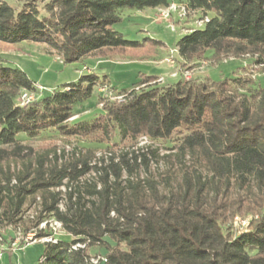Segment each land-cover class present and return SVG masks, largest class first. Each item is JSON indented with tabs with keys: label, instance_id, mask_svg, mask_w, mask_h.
<instances>
[{
	"label": "trees",
	"instance_id": "obj_1",
	"mask_svg": "<svg viewBox=\"0 0 264 264\" xmlns=\"http://www.w3.org/2000/svg\"><path fill=\"white\" fill-rule=\"evenodd\" d=\"M16 1L18 10L0 1V42L45 43L58 51L63 63L87 56L141 60L155 55L163 42L127 40L113 25L120 21L122 9H156L171 2L207 16L212 13L202 27L177 41L175 55L180 59L195 62L210 51L217 59L227 53L251 54L257 56L254 63L264 62V0ZM155 78L146 76L138 83L143 86L118 92L123 100L106 102L103 112L91 120L69 123L74 108L89 99L106 76L87 72L19 106V92L33 91L35 84L24 71L0 60V161L21 156L25 146L20 141L46 131L92 137L117 130L131 140L139 136L162 140L176 133L180 150L215 180L216 192L209 198L202 186H192L187 178L183 188L170 195L153 186L148 195L140 186L131 194H111L104 186L92 207L65 213L54 200L46 210L71 240L43 242L38 264H264V85L254 87L250 75L219 81L180 77L166 85L157 84ZM9 146L10 150L4 148ZM88 169L86 163L72 164L69 170L53 169L44 180L39 166L31 187L16 192L45 190ZM108 169L118 178L116 164ZM107 175L106 170L104 184ZM237 188L242 194L236 199L223 196ZM18 203L0 196V223L18 221L12 208ZM242 211L254 212L256 218L245 230L232 232L227 217ZM94 247L103 252L93 251ZM91 258L99 260L93 263Z\"/></svg>",
	"mask_w": 264,
	"mask_h": 264
},
{
	"label": "rangeland",
	"instance_id": "obj_2",
	"mask_svg": "<svg viewBox=\"0 0 264 264\" xmlns=\"http://www.w3.org/2000/svg\"><path fill=\"white\" fill-rule=\"evenodd\" d=\"M0 1L15 10L20 8L16 0ZM120 13L121 19L113 25L114 29L127 40L147 43V38H150L163 42L155 55L141 60L118 55L87 56L63 63L58 51L45 43L21 41L15 44L0 42V60L9 67L24 71L35 85L43 87L42 94L61 89L87 72L101 78L106 76L104 84L97 87L83 104L74 108L75 114L68 120L69 123L74 120L88 121L98 116L106 102H119L122 95L118 92L143 86L138 83L146 76H155L157 84L166 85L180 77L184 79V72L188 73V80L191 81H219L250 75L255 78L254 87L257 83L264 85V62L254 63L256 55L234 56L227 53L217 59L208 51L205 57L195 62L184 61L176 55L174 64L166 62L168 50L174 48L185 35L183 29L186 26L198 28L192 23L194 16L189 15L181 22L175 19V31H172L166 22L156 20L157 12L152 8H125ZM211 14L208 12V16ZM175 70L179 71L177 77H170L169 74ZM161 77L162 82L158 81ZM19 136L24 135L21 133ZM19 144L25 146L21 156L0 161V196L9 202L19 201L12 207L17 212L18 221L15 224L0 223V264H38L45 238L71 240L61 222L46 210L54 200L58 210L65 213L67 210L92 207L104 186L111 194L119 191L131 194L135 192V187L140 186L148 195L149 187L153 186L158 193L170 195L181 190L187 178L192 186H202L208 198L216 192L214 177L206 168L196 164L189 153L180 150V135L176 133L162 140H150L145 136L131 140L117 130L92 137L64 136L57 131H46L35 138L22 139ZM4 148L10 150V146ZM82 163H86L89 169L75 179L64 177L59 185L31 194L16 192L21 187H31L39 166L44 170L43 178L46 180L53 169L69 170L72 164L80 167ZM114 164L117 165L118 178L108 169V165ZM106 170L107 183L104 184L102 179ZM18 178H21L20 182ZM219 192L221 194L223 188ZM237 194H242L238 188L225 191L223 196L236 199ZM235 216L247 222L255 219L256 213L242 211L229 215L227 226L232 232L244 228ZM92 249L103 252L98 247Z\"/></svg>",
	"mask_w": 264,
	"mask_h": 264
},
{
	"label": "built area",
	"instance_id": "obj_3",
	"mask_svg": "<svg viewBox=\"0 0 264 264\" xmlns=\"http://www.w3.org/2000/svg\"><path fill=\"white\" fill-rule=\"evenodd\" d=\"M155 11L157 12L156 14V20H159L161 22H166L168 27L172 30L175 31V19L176 21L178 20L179 22L186 20L187 17L189 15L194 16V19L192 20V23L196 26V27H201L205 22L208 21V16L206 14H202L201 11L199 10H190L187 8V6L183 3L180 2H171L169 3L167 6L162 7V8H156ZM198 15V16H197ZM187 28L183 29L185 32H189L191 30H193V28L186 26ZM177 49L176 47L171 48L168 50V56L165 58V61L170 63V64H174V55L176 54ZM179 71L175 70L174 72H172L170 75V77L174 78L177 77ZM188 73L184 72V79L188 80ZM158 81H163V78H159ZM43 91V87L41 86H37L35 85V90L33 91H29V90H21L17 96L16 99V103L19 106H25L29 103H31L32 101H34L35 99H37L40 95V93ZM123 100V95L121 96L120 100ZM237 216H235L236 218ZM236 220L239 222L240 224L244 226L242 230H245L249 224V221L245 222V221H241L238 218H236ZM55 224L57 223L56 221L54 222ZM59 223V222H58ZM58 226L60 227V223L58 224ZM58 227V228H59ZM54 228V227H53ZM47 241H55V239L53 237H47L45 238V242ZM76 246H80L79 244H77ZM93 263H97L99 258H91L90 259Z\"/></svg>",
	"mask_w": 264,
	"mask_h": 264
},
{
	"label": "crops",
	"instance_id": "obj_4",
	"mask_svg": "<svg viewBox=\"0 0 264 264\" xmlns=\"http://www.w3.org/2000/svg\"><path fill=\"white\" fill-rule=\"evenodd\" d=\"M155 10V9H154Z\"/></svg>",
	"mask_w": 264,
	"mask_h": 264
}]
</instances>
